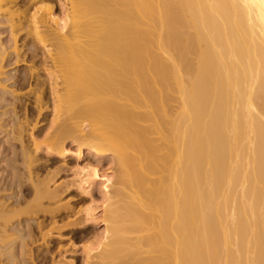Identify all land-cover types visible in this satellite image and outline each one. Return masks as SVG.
<instances>
[{
    "label": "bare ground",
    "instance_id": "1",
    "mask_svg": "<svg viewBox=\"0 0 264 264\" xmlns=\"http://www.w3.org/2000/svg\"><path fill=\"white\" fill-rule=\"evenodd\" d=\"M67 1V16L33 6L26 24L16 1L0 0L15 63L24 60L16 37L26 26L51 62L46 81L33 68L15 81L35 79V94L46 83L52 111L63 113L59 142H0V162L11 165L0 173V264H38L35 232L47 253L51 235H62L51 232L70 208L40 207L57 190L32 164L39 150L67 156L66 138L79 156L110 155L118 168L115 182L102 184L105 241L88 245L82 264L94 251L95 264H264V0ZM9 54L0 48L1 76ZM11 78L0 77V108L12 105L19 140L15 101L4 97ZM99 176L94 166L77 172L81 186ZM89 209L76 228L95 221ZM56 251L53 264H74Z\"/></svg>",
    "mask_w": 264,
    "mask_h": 264
},
{
    "label": "rangeland",
    "instance_id": "2",
    "mask_svg": "<svg viewBox=\"0 0 264 264\" xmlns=\"http://www.w3.org/2000/svg\"><path fill=\"white\" fill-rule=\"evenodd\" d=\"M14 1L16 2H14L13 9L17 8L18 9L17 11H20L19 14L21 15V18L23 17L22 19L25 20L24 22L26 24L28 23L27 19L29 18V14L32 12L35 6L42 8L41 10H43L42 11L43 13L46 12L48 7L52 6L53 10L57 13V15L59 14V16H63V17L65 15L67 16V13L69 12L68 10L69 5H68L67 0H32V1L31 0H14ZM15 3L17 5H15ZM0 26H1L0 27V48L1 47L5 48L6 51L10 53L6 60L8 61L7 62L8 64L7 65L5 64V66L3 67V71L5 74H2V76L4 78H6V76L7 78L12 77L11 79L5 81L4 88H6L7 90L9 89V93L6 92L8 94H4V97L8 95L6 96V98H8L7 99L8 101H11V100L15 101L16 106L15 107L13 106V107L16 110L15 112L17 116L20 118L18 119L21 121L19 122L21 125V132H22V134L20 133L21 134L19 138L20 141L17 139L16 140L13 139L12 136H14L15 131L12 129L15 128L16 126H19V124L16 122L15 124L17 125L15 126L14 124V121H13L14 119L12 116L14 114H13V111L10 110L12 109V105H9V107L8 105L3 108L1 107L2 109H5L3 111H7L6 115L8 116H4V115L2 116L0 115V116L5 117V118L9 117V119L7 118L5 119V122L7 121L6 122L7 124L4 126V128L0 130V135H1L0 142L4 141L6 144L12 143L14 144V147L17 149H19L21 145L27 146L28 148H32L33 147L32 145L34 144L35 140L38 143H40L42 146L49 144V143L59 142L58 140H61L60 137L61 135H63V132H59L61 134L59 136V133H57V128L59 126V121L61 122L62 120L61 118L63 117L62 115L63 113L59 112L58 114L57 112L52 111L51 109L52 101L55 100V98H54V95L52 96L51 91L48 89L49 86L46 83L43 84L42 87L44 88L46 87V88L45 89L43 88L41 93L38 92L37 94H35L32 90L33 89L32 87L34 86L33 84L34 82H36L35 79L33 80L32 78H30L29 82L24 81L23 85L21 84L22 83L21 81L19 83L15 81L17 76L23 75V73L29 74L28 71L30 72V70H32L31 68H33L34 70L37 69L39 73L38 75H40L42 79L44 76L47 78L48 72L46 71L45 68H50L51 62L48 58H46L47 55L44 54L45 53L44 48L41 45L38 46L39 43L37 44L35 38L30 32V28H27L28 26H26L24 29L21 30L22 32L18 33L16 37L17 38L16 45L20 49L21 51L20 53L22 54V58H24V60L22 62H19V64L15 63V57H14V54L12 53L13 45H14L13 43L14 40L11 36L12 33H10V30L8 29L7 24L4 23L1 19H0ZM32 46L34 48L37 47L36 48L37 50H35L37 52H35V54H33L34 49L30 50L33 48ZM30 51H33L32 54L34 55V58H33V55H30L31 54ZM32 60H35V61H32ZM43 60H46V61H43ZM43 65L45 68H43ZM2 76L0 75V77ZM46 78L44 81H46ZM12 92H13V95H12ZM35 96H38L41 99L42 103L44 104V106L40 110V112L42 113L38 112L39 110L36 107L37 105L35 104V99H36ZM32 107L35 108V112H34L35 115L34 114L31 115V116L34 115L33 117H31L29 114H28L29 116L27 115V113L30 112V109ZM2 109L0 110V112H2ZM37 112L40 113V115H36ZM54 115L56 116L57 119L56 118L54 119L55 117ZM60 115H62V117ZM73 116L75 120L78 118L79 115L73 114ZM74 120L72 119V121ZM9 137H10V141H9ZM11 138H12V141H11ZM86 140L89 141V139H86ZM63 145L65 146V148L69 150L67 156L59 157L54 154L51 155L49 153H44L42 150H39L38 153L36 152L37 154L35 153L36 154L35 158H38L37 159L38 161H35L32 164L33 166L32 171L36 175H38L36 176L37 179H43V180L46 179L47 181L49 180L48 184L50 188L52 190L54 189V191L57 190L55 191L57 194L55 198L53 199H47V197L42 198L40 200L42 202V204H40V207L42 205V208H49L50 206H54L56 203L58 204V206L61 205V207L67 204L66 208L68 207L70 208L69 211H67L68 209L61 208L59 211L60 213L56 217V219L58 218L57 220L58 227H56L58 229L53 228L51 233L52 234L60 233L59 235L61 234L62 235L60 236V238L58 236H57L58 238H55V236L51 235L52 236L50 237L51 244L49 247L51 252L50 250H48L49 252L47 253L45 252L46 250L44 251V249L42 250L43 252L41 250L39 251V248H37V246H39L40 239L38 238L39 236L37 235L38 232L36 231L37 234L35 232V238H37L39 242L35 239V242L32 245V249H33L32 251H33V254L35 252H39V253H35L37 255L34 254L36 262L38 264H51V263L53 264V261L57 257H59L58 256L59 254H57L58 252L56 251L59 248H60V251H59L60 254H65L66 252L64 251L65 249H67L66 256L70 260H73L74 264H82V262H84L82 260H84V258L86 257L85 251L87 247H89L88 245H90V247L92 245L95 246L94 242L96 244L97 240L100 241V243L105 241L103 240V237L105 236L104 234H106L105 233L106 231L105 222H106L107 217L105 213L106 212L105 206L107 205V199L105 197L106 196L105 189L104 188L102 189V184L105 183L106 178L108 176L110 177L108 178L111 180V182L112 181L113 183L115 182L114 180H116V176L118 173L117 164L112 160V157L110 155H106L104 157H94L95 155L87 151V149H84L81 152V155L79 156L76 153L78 151L77 146L74 145L72 141L68 140V138L64 140ZM23 161H24L23 158L19 156V159L16 160L15 165L20 166L19 167L20 172L21 174L23 173L24 175V170L26 168H25V165L23 164H26V162L23 163ZM35 163L37 165H34ZM0 165L2 166V168L0 169V173L6 174L7 167L8 169L11 168L10 164L4 163L3 161L0 162ZM93 166L94 168L98 170L99 174H101L102 177L99 176L96 179L93 178L94 180L89 178V180L91 179L90 181L92 182L89 181L88 184L85 183V185H82L83 188L85 189L83 190L82 186L78 183L77 172L80 171V169L86 170V169H90L91 167L93 168ZM88 207L90 208L89 209L90 212L94 214L93 217L95 221L87 223V226L85 224L86 227L84 226L83 228H76V225L74 226L73 223L77 224L79 223V221L81 222L83 220V216H84L83 210L87 209ZM41 218H44V220L49 221L48 220L49 217L46 215L44 217L41 215ZM65 223H68V224L65 226ZM47 225L49 224H46L45 226L46 230H48L50 226V225L49 226ZM60 246L62 247V249ZM36 249L38 251H36ZM94 252H90L91 253L90 258L88 259L89 264H95L97 262L95 259L98 260V255H96V253ZM46 253L48 254V256L47 255L45 256ZM38 254H40L41 256ZM50 254L52 256H55V258L54 257L52 258ZM38 256L40 257V259ZM92 256L95 258H92Z\"/></svg>",
    "mask_w": 264,
    "mask_h": 264
}]
</instances>
